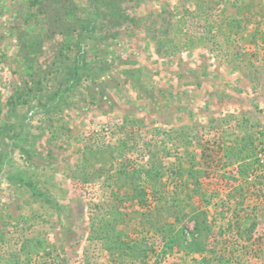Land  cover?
Segmentation results:
<instances>
[{
	"label": "rangeland",
	"instance_id": "obj_1",
	"mask_svg": "<svg viewBox=\"0 0 264 264\" xmlns=\"http://www.w3.org/2000/svg\"><path fill=\"white\" fill-rule=\"evenodd\" d=\"M0 264H264V0H0Z\"/></svg>",
	"mask_w": 264,
	"mask_h": 264
}]
</instances>
